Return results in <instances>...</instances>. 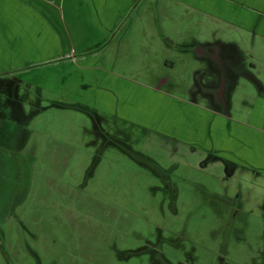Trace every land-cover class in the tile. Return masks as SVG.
Segmentation results:
<instances>
[{"label":"rangeland","instance_id":"1","mask_svg":"<svg viewBox=\"0 0 264 264\" xmlns=\"http://www.w3.org/2000/svg\"><path fill=\"white\" fill-rule=\"evenodd\" d=\"M153 2L122 21L98 65L149 83L166 75L171 83L164 88L187 97L208 80L199 78L204 64L190 45L220 41L234 46L264 88V34L179 3ZM6 5L0 20L9 13ZM260 11L264 16V5ZM35 17L23 31L17 21H4L18 46L46 45L48 52L43 64L35 51L32 63L15 66L28 72L27 80L0 66V172L11 167L18 175L26 163L33 175L11 208L6 198L0 202V264H154L149 251L160 262L186 254L194 259L185 264H264V171L39 87L43 67L70 61L74 52L66 58L55 50L54 33L62 38L61 31ZM4 43L0 37L3 58ZM230 95V116L246 121L255 87L240 76ZM14 129L25 131L22 142L14 140ZM234 202L243 207L234 211Z\"/></svg>","mask_w":264,"mask_h":264},{"label":"crops","instance_id":"2","mask_svg":"<svg viewBox=\"0 0 264 264\" xmlns=\"http://www.w3.org/2000/svg\"><path fill=\"white\" fill-rule=\"evenodd\" d=\"M154 1L158 4L161 0ZM166 1L179 3L229 24L264 34V16L259 15L264 0ZM150 2L154 3L153 0H0V5H10L6 10L10 14L0 20V37L5 41V56L0 57V66L14 67L12 71L16 77L27 80L28 72L18 71L15 66L31 61L35 51L38 57L35 58L37 61L40 59L39 64H43L41 57L43 53L48 52L46 45L43 48L34 45L35 50H32L30 45L29 48L23 44L18 46L16 37L10 39L11 29L4 22L13 19L17 21L15 26L21 27L23 31L28 26L27 20L32 19L33 15L36 16L34 19L43 18L47 21L46 27L61 31L62 38L54 33L55 50L67 52L66 58L71 52L74 53H71L72 60L56 64L61 65L60 67L45 65L43 86L39 87L103 110L125 121L151 128L178 141L198 145L210 153L214 151L222 158L235 163L254 165L264 171V107L259 105V102L253 112L248 114L246 121L227 119L216 110L201 107L202 104L195 100H188L164 88H157L153 83L116 74L97 64L104 46L114 36L122 21L140 4ZM18 31L19 29L15 34H19ZM198 45L200 44L193 43L190 46ZM94 49L99 50L84 54ZM190 50L195 52L196 48ZM55 80H59L57 87L53 86ZM17 138L22 142L25 139V131L17 132L16 135L14 129V140L17 141ZM25 165L22 168L17 167L18 172L20 171L18 175L11 167L0 172L3 178L0 177L2 186L7 193L4 197L0 196V202L6 198L8 208H11L12 202L18 199V196H23L31 185L32 171ZM16 177L21 180L20 183L16 184ZM11 185H18V190L14 191ZM102 235L104 236L105 232ZM147 252L148 250L144 253ZM149 253L154 264H178L175 259L172 261L168 257L160 262V256L152 255L154 251Z\"/></svg>","mask_w":264,"mask_h":264},{"label":"flooded vegetation","instance_id":"3","mask_svg":"<svg viewBox=\"0 0 264 264\" xmlns=\"http://www.w3.org/2000/svg\"><path fill=\"white\" fill-rule=\"evenodd\" d=\"M227 23V22H226ZM229 24V23H228ZM231 25V24H230ZM251 31V30H249ZM112 38V37H111ZM167 46H173L170 39H166ZM197 47H191L190 49H195V52L193 54L200 58L201 62L204 64V69H200L199 78L206 76V79H208L206 82H202L198 84V86L190 91V94H187V97L181 96L183 98H187L188 100H195L198 102L201 107L205 109H211L218 111L221 115L226 117L227 119H234L230 116L229 111H235V109H232V98L230 95L231 88L237 83V80L242 76L244 79L249 80L256 90V96L253 98V101L250 105V108L245 111L253 112L255 109L257 102H259V105H262L264 107V88L260 84V81L256 79L249 71L244 69V61L240 59V56L236 52V49L234 46L222 44L220 41H210V42H201L199 43ZM180 45H175V48H180ZM101 48V47H99ZM99 49H94L91 51L84 52V54H89L96 52ZM83 54V53H82ZM208 76V77H207ZM210 77V78H209ZM158 78V79H157ZM155 77V80L153 82L154 86L157 88H164L165 85H170V79L168 76L163 75L160 77ZM198 88V89H197ZM165 89V88H164ZM167 90V89H165ZM170 92V90L168 89ZM17 106V101L14 103ZM81 104V103H79ZM83 105V104H82ZM258 105V106H259ZM87 109L90 110H97L95 108L89 107L85 105ZM18 108V106H17ZM19 110V108L17 109ZM238 111V110H236ZM260 111H257L259 113ZM264 112V111H263ZM264 116V113H263ZM19 118H21V114L19 113ZM123 120V119H122ZM125 121V120H124ZM18 122H22L21 119L18 120ZM132 125H136L135 123H132L130 121H126ZM137 126V125H136ZM141 128H144L145 130H153L151 128H146L141 125H138ZM156 131V130H154ZM157 132V131H156ZM160 134V133H159ZM162 135V134H161ZM167 137V135H163ZM169 137V136H168ZM172 138V137H170ZM173 140L178 141L175 138H172ZM182 143H186L183 141H179ZM190 144V143H187ZM195 147L201 148L198 145H194ZM205 150V149H204ZM212 154L222 158L219 154L212 151ZM223 159V158H222ZM225 159V158H224ZM228 160V159H226ZM231 161V160H229ZM233 162V161H232ZM235 163V162H234ZM246 166V165H245ZM234 199H229L228 202H233ZM236 208H234V211H238L240 208L243 207L242 203L234 202L232 203ZM176 235V234H175ZM176 236L179 238H182L184 241H189L185 234L178 233ZM172 244L175 246V243L172 242ZM153 245V244H149ZM193 250V248H192ZM194 254V253H193ZM219 257V256H218ZM217 257V258H218ZM193 258V257H192ZM191 256L182 254L180 257H175V260L178 264H185L187 259L190 261L192 260ZM194 259V258H193ZM224 257H220L219 261H223Z\"/></svg>","mask_w":264,"mask_h":264}]
</instances>
